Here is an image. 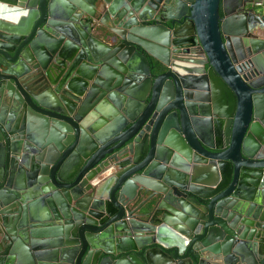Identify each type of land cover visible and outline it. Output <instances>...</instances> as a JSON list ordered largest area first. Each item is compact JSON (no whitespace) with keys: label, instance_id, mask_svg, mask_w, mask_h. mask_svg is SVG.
<instances>
[{"label":"water","instance_id":"obj_1","mask_svg":"<svg viewBox=\"0 0 264 264\" xmlns=\"http://www.w3.org/2000/svg\"><path fill=\"white\" fill-rule=\"evenodd\" d=\"M95 6L0 0V264H264V0Z\"/></svg>","mask_w":264,"mask_h":264},{"label":"crops","instance_id":"obj_2","mask_svg":"<svg viewBox=\"0 0 264 264\" xmlns=\"http://www.w3.org/2000/svg\"><path fill=\"white\" fill-rule=\"evenodd\" d=\"M83 1V4H84V8L88 9V13L86 10H78V12H80L81 14H83V18H88L91 16L88 15V14H94L95 12H97V9L98 7L95 6L96 5V0H82ZM37 212L38 214L40 215V217L46 219V217H49V211H48V208L46 206H38L37 208ZM22 245H23V242H22ZM111 264H115L114 263H111Z\"/></svg>","mask_w":264,"mask_h":264}]
</instances>
